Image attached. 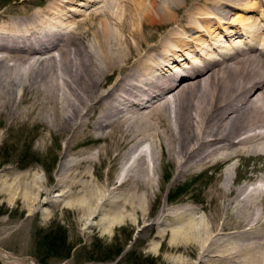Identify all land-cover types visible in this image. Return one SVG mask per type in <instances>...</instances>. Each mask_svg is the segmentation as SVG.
Instances as JSON below:
<instances>
[{"label":"bare ground","instance_id":"1","mask_svg":"<svg viewBox=\"0 0 264 264\" xmlns=\"http://www.w3.org/2000/svg\"><path fill=\"white\" fill-rule=\"evenodd\" d=\"M12 1L0 6V129L69 136L55 185L67 188L55 196L54 188L38 190V198L71 199L78 212L112 227L146 216L164 150L176 168L168 188L252 153L264 163V32L248 17L260 10L264 19V0H100L79 18L65 14L69 0ZM229 8L257 32L256 45L171 71L178 53L198 46ZM90 141L95 150L71 152ZM104 164L95 178L91 169ZM233 179L223 172L213 206H200L218 216L176 208L177 253L200 264H264V175L261 186L249 177L254 183L233 187ZM165 202L151 229L168 225ZM191 241L197 246L188 249ZM0 258L35 264L1 249Z\"/></svg>","mask_w":264,"mask_h":264},{"label":"rangeland","instance_id":"2","mask_svg":"<svg viewBox=\"0 0 264 264\" xmlns=\"http://www.w3.org/2000/svg\"><path fill=\"white\" fill-rule=\"evenodd\" d=\"M96 1L100 0H69L64 12L68 16L79 18ZM258 2L259 0H248L244 4L258 5ZM12 3V0H0V6ZM206 3L204 0V4ZM228 10L231 11L230 16L222 20L220 25H209L206 36L202 37L198 46L195 47V44L190 49L178 53L170 64L171 71L184 70V66L190 67L194 61L202 64L206 57L220 59L223 52L231 53L238 48L247 49L252 44L256 45L254 36L257 32L253 30L252 35L248 33L247 26L235 22L237 17H243L241 11L236 8ZM261 13L257 10L249 13L248 17L250 22L254 21L264 32V19ZM63 18L65 19V16ZM228 22L237 26H230ZM67 142L69 144V136L41 133L31 127L14 132L0 129V249L12 257L25 259V263L33 261L35 264H200L196 255L185 254L184 250L177 253L176 247L180 244L173 231L176 208L187 204L196 208L199 216L212 217L215 214L218 216L217 212L213 213L210 208L207 212L202 211L201 207L213 206L214 202L210 201L214 196L212 190L220 184L218 177L223 172L227 170L231 172V177L234 178L233 187L242 183H254L255 179L256 185L261 186L257 178L264 175V163L261 161L263 159H258L259 156L252 153L230 164L209 167L196 175L173 183L168 188L174 180L176 168L171 160L168 162L164 150L163 160L158 166L159 176L152 184V196L148 201L150 203L145 204L146 216L135 221L124 219L123 222H116L114 226L109 227L98 223L99 219L93 217L90 219L89 213L86 215L78 212V209L70 205L71 199L61 201L62 197L53 198L54 201L60 200L58 205H53L47 203L45 195L40 198L37 196L38 190L44 192L54 188L52 196L66 190V186L62 187L64 184L55 185L59 180V162L64 155L65 147L68 146ZM91 142L78 146L71 152L76 153L87 148L95 150ZM92 169L91 172L96 173L95 178H100L108 167L104 164L100 168ZM249 177L255 179L250 181ZM98 184L91 187L98 191L101 186ZM84 188L86 192L89 190V186ZM86 202L88 206H92L90 199L86 198ZM164 202L168 210L169 219L166 222L168 225L162 224L151 229L147 224L155 219L158 209ZM118 209L117 205L112 206L113 213L117 214L120 210ZM143 219L146 225L141 231ZM158 231L163 232L160 234ZM47 236L59 240L62 250L51 254L44 252L41 248V239ZM188 245V249L194 248L197 242L191 241ZM0 264H5L1 258Z\"/></svg>","mask_w":264,"mask_h":264},{"label":"trees","instance_id":"3","mask_svg":"<svg viewBox=\"0 0 264 264\" xmlns=\"http://www.w3.org/2000/svg\"><path fill=\"white\" fill-rule=\"evenodd\" d=\"M49 238L47 236L46 238L43 237L41 239V248L44 252H48L51 254V252H59L62 250V244L57 240L56 238ZM68 251L70 252V248H68ZM114 254V253H113ZM100 260H105L107 258H99Z\"/></svg>","mask_w":264,"mask_h":264}]
</instances>
